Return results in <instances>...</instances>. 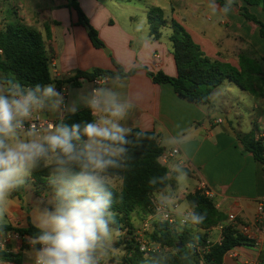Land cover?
Listing matches in <instances>:
<instances>
[{
  "label": "crops",
  "instance_id": "obj_1",
  "mask_svg": "<svg viewBox=\"0 0 264 264\" xmlns=\"http://www.w3.org/2000/svg\"><path fill=\"white\" fill-rule=\"evenodd\" d=\"M76 1L89 24L98 32L103 48H95L88 35L89 29L78 24L72 0L19 1L9 15L0 9V28L16 24L42 33L50 51L53 77L59 80H66L78 71H114V63L125 72L135 70L129 76L118 77L126 87L116 89L129 95L139 90L144 96L127 123L133 129L154 132L166 151L179 148V154L171 159L167 168L174 163L184 165L188 171L186 182L191 188L180 191L175 179L177 174L173 172L171 179L175 180V187H167L153 199L168 195L170 202H179L185 200L187 194L205 186L212 193L211 199L217 210L224 216L218 227L207 231V242L219 243L222 227L235 226V221L239 222L237 229L247 226L253 237L252 245L238 246L229 251L223 258V264H264V219L259 223L255 219L257 202L264 196V167L245 150L237 137V134L248 132L236 131L229 119L225 123L215 116L213 104L209 107L190 102L179 96L171 84L153 81L151 74L162 72L175 77L177 68L170 36L167 34L165 37L163 33L167 26L162 29L161 37L155 40L149 34L147 19L149 9L160 8L167 23L172 20L181 23L207 57L237 68L239 55L245 54L247 47L252 50V55L264 57V40L259 35V28L241 14L240 8L248 7L263 22L264 11L258 6H248L243 0H237L234 10L227 16L213 14L207 7V0H138L143 3V8L132 0H110L109 3L106 0ZM218 3L223 5L224 0L221 3L218 0ZM214 23L223 30L214 33ZM54 84L58 89L67 88V93H71L67 95L68 101L74 98L75 90L93 86L92 81L83 78ZM67 114L63 113V118ZM229 114L230 111L227 112ZM45 116L52 121L60 118L54 113H46ZM254 133L259 132L256 129ZM169 144L171 147L167 148L165 145ZM186 159H192L189 165L184 163ZM34 208L21 196H10L8 212L0 223L21 228L33 225ZM120 232L121 235L125 233ZM121 235L115 243L116 248ZM18 244L21 253L10 251L8 254L13 258L9 261L0 259V264H28L22 255L25 247L20 241ZM233 253L235 257L230 255ZM124 255L122 252L121 262Z\"/></svg>",
  "mask_w": 264,
  "mask_h": 264
},
{
  "label": "clouds",
  "instance_id": "obj_2",
  "mask_svg": "<svg viewBox=\"0 0 264 264\" xmlns=\"http://www.w3.org/2000/svg\"><path fill=\"white\" fill-rule=\"evenodd\" d=\"M236 2L224 0L221 5L218 0H207V7L213 14L227 16ZM125 87L118 77L102 76L94 86L75 90L68 101L66 96L71 93L54 83L28 85L0 76V221L8 212L12 193L35 171L45 169L48 173L45 200L32 212L35 231L24 237L27 247L22 255L28 264H121L115 248L121 232L113 211L114 178L129 167L133 147L145 136L143 131L134 133L127 123L144 99L143 93L137 90L129 95L116 90ZM81 108L91 119L64 122L63 113L74 116ZM46 113L60 118L42 123L39 117ZM160 159L157 157L158 164ZM192 159L184 163L189 165ZM162 166L166 172L159 178L161 183L172 178L173 172L178 184L186 182L184 165ZM156 183L157 178L149 180L150 186ZM170 200L168 195L159 197L161 203ZM198 208L197 202H190L181 218V224L192 232L187 245L192 257L200 226L207 218ZM19 239L0 223V251H8L12 242L11 251L21 253Z\"/></svg>",
  "mask_w": 264,
  "mask_h": 264
},
{
  "label": "trees",
  "instance_id": "obj_3",
  "mask_svg": "<svg viewBox=\"0 0 264 264\" xmlns=\"http://www.w3.org/2000/svg\"><path fill=\"white\" fill-rule=\"evenodd\" d=\"M221 3V0H219ZM248 6H258L264 11V0H243ZM72 7L78 14V24L89 26L88 35L95 48H103V42L98 32L89 24L76 0H72ZM241 14L259 28V35L264 40V22L252 14L248 7L240 8ZM150 36L158 40L162 35V29L167 26V20L163 17L160 8H151L147 13ZM172 34L170 41L173 47V57L177 68L175 77L167 76L162 72L151 74L157 84L169 83L175 92L182 98L199 104L212 106L211 95L213 90L228 80L245 92L251 94L255 101L264 100V57H249L246 54L239 55L238 67L230 64L211 60L201 50L200 46L193 42L190 34L184 26L172 20L170 22ZM46 33L49 28L46 26ZM0 76L14 77L21 83L60 85L64 81L83 78L93 81L97 77L107 76L112 78L129 76L135 72H125L124 69L114 63L116 70L93 69L92 71H78L67 78L59 80L53 77L50 51L46 47L43 34L24 25H5L0 28ZM65 123H73L91 119V114L86 109H81L76 115L67 114ZM134 133L139 129H133ZM144 132V131H143ZM145 136L139 146L133 147L134 158L129 167L119 172L114 182L120 183L113 186L116 193V201L113 211L117 213V225L120 231L127 234L117 242V247L123 246L125 255L121 264H223L224 256L238 246H250L253 240L243 235L235 226L222 227V238L219 243L207 242V231L218 227L224 216L217 210L214 201L205 195L201 189L187 194L185 200L197 202V211L206 212L207 218L200 226L199 241L194 256L187 246L192 240V232L188 227H176L158 218L151 223V231L147 232L150 243L158 246V250L149 254L140 251L134 236V213L148 215L153 213L154 195L164 191L167 187H175V180L168 179L163 183L159 178L163 177L166 167L157 157L166 151L158 141L154 132H144ZM148 137H152L149 139ZM246 151L253 154L256 161L264 167V147L256 139L254 131L248 134H237ZM131 138V137H130ZM47 170L35 171L31 179L35 185V193L41 195L48 187ZM122 178V179H121ZM157 178L155 185H149V180ZM19 190L12 193L17 194ZM8 231H14L21 236L30 235L35 229L29 224L25 228L4 224ZM129 236V237H128ZM180 246V247H179ZM11 254L0 252V259L11 260Z\"/></svg>",
  "mask_w": 264,
  "mask_h": 264
},
{
  "label": "rangeland",
  "instance_id": "obj_4",
  "mask_svg": "<svg viewBox=\"0 0 264 264\" xmlns=\"http://www.w3.org/2000/svg\"><path fill=\"white\" fill-rule=\"evenodd\" d=\"M19 1L22 0H0V9L2 8L6 11V14L9 15V13L13 11V8L17 5ZM112 1L117 2L118 0ZM106 2L109 3L110 0H106ZM132 2H136L138 7L140 8L144 7L143 3H139L138 0H132ZM114 11L116 12V14L118 13V11L113 9V12ZM10 19L11 21H14L12 17H10ZM213 25L214 29L212 31H214V33L223 30L221 26L218 25V23H214ZM88 27L89 26H86L87 30L89 29ZM163 33L165 37L167 34L171 36L172 30L170 28V24H167V27L164 29ZM245 54L249 57H255V54L252 55V50L249 49V47H247ZM211 103L215 106L216 109L215 116L220 117V119L225 121V123L226 121L228 122L229 119L231 121V124H233L232 127L236 131L250 133L252 131L255 132V130L257 129L259 132L258 134L264 133V100L256 102L255 98L251 94L243 91L232 82L225 80L222 85L216 87L213 90L211 95ZM228 111H230L229 115H227ZM40 116L46 118L45 114H41ZM165 146L167 148H170L171 144ZM114 184L115 186H118L117 182H115ZM186 188L189 190L191 189L187 182H185L184 184H179L180 191ZM47 191L48 187L43 191L40 196L37 195L35 193V185L30 177L27 180V183L23 187H21L20 191H18V193L15 195L21 196L24 200H27L30 205L37 207L39 204H42L44 202L45 197L47 195ZM12 196L14 195L12 194L11 197ZM178 204L180 211H184V209L188 208L186 200H179ZM135 219L136 223H134V231L140 229L144 221H149L151 224L155 217L151 214L143 215L140 213H136L133 215V221ZM126 235L127 234L125 233L122 234L120 237V241L122 240V237H125ZM135 235L136 234H134V236ZM116 249L118 250V255L121 258L122 252H125L124 248Z\"/></svg>",
  "mask_w": 264,
  "mask_h": 264
},
{
  "label": "built area",
  "instance_id": "obj_5",
  "mask_svg": "<svg viewBox=\"0 0 264 264\" xmlns=\"http://www.w3.org/2000/svg\"><path fill=\"white\" fill-rule=\"evenodd\" d=\"M1 53V51H0ZM101 77H97L92 81V85L94 86L96 84V82L100 79ZM60 89H66V94H67V88H65L64 86L61 87ZM67 98V96H66ZM40 121L42 123H46V122H54L50 119L47 118H43V117H39ZM256 139L259 140L262 144V146L264 147V133L262 134H257L256 135ZM179 148L175 147L173 149H171L170 151H165L162 155H161V159L160 162L163 165H168L171 161V159L175 156H177L179 154ZM201 190L204 191L205 195L208 196L209 198L212 197V193L205 187L202 186ZM153 213L151 215H153L156 218L167 222L170 225H175L176 227H186L184 225L181 224V218H182V214L185 212L184 211H180L179 210V204L177 201L174 202H166V203H161L159 202V200H153ZM159 209V211L157 210ZM256 222H261L264 219V196L258 200L257 202V213H256ZM151 231V224L149 221H144L142 224L141 229H139L135 235V240L137 241L140 251L144 252L146 254L155 252L158 250V246L152 244L149 242L148 240V236H147V232ZM14 234H18L17 232L14 231H10ZM240 232L245 235L246 237H248L249 239L253 240V237L251 235V232L249 230V228L247 226H242L240 229ZM20 239L19 241L22 242V245L24 247H27V245L24 242V237L25 236H21L20 234H18ZM11 244L12 242H9L8 244V251H0V252H5V253H9L11 251ZM231 256L235 257L236 254H230ZM250 264V263H247Z\"/></svg>",
  "mask_w": 264,
  "mask_h": 264
},
{
  "label": "water",
  "instance_id": "obj_6",
  "mask_svg": "<svg viewBox=\"0 0 264 264\" xmlns=\"http://www.w3.org/2000/svg\"><path fill=\"white\" fill-rule=\"evenodd\" d=\"M180 247V246H179Z\"/></svg>",
  "mask_w": 264,
  "mask_h": 264
}]
</instances>
